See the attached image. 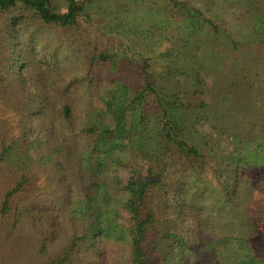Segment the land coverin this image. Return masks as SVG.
I'll use <instances>...</instances> for the list:
<instances>
[{
  "label": "rangeland",
  "instance_id": "1",
  "mask_svg": "<svg viewBox=\"0 0 264 264\" xmlns=\"http://www.w3.org/2000/svg\"><path fill=\"white\" fill-rule=\"evenodd\" d=\"M78 1L88 2V16L80 18V27L74 31L45 26L19 9L0 15V46L14 37L19 67L31 60L36 71L27 75V69H21L24 79L19 81L10 69L11 62L0 65V153L3 146L12 149L10 157L0 164L1 264H52L73 243L78 247L75 254L79 250L87 259L85 264L127 263L132 224L124 188L131 171L145 175L162 154L136 156L118 147L120 141L111 143L98 136L115 127V117L106 104L112 99V81L116 77L101 62L100 55L120 52L130 61L147 60L155 88L164 89L165 95H174L184 104V139L204 155L199 178L202 196L194 203L200 209L202 227L207 225L233 236L232 240L223 241L226 253L220 249L227 256H223L226 264H264V187L260 190L256 179L236 177L229 124L216 137L206 120H197L190 112L195 106L210 104L213 98L222 100L225 79L216 78L217 73L235 61L237 72L260 80L254 71L259 66L253 61V68L248 62L242 64L247 49L235 50V43L248 41L253 45L251 50L264 55V4L259 0L251 4L228 0L223 5L224 0H217V5L213 0H135L133 6L134 0ZM55 3L59 11H66L65 0ZM190 14L198 16L204 26L197 49L183 42V21ZM20 15L27 17L26 26L15 28L10 19ZM215 26L219 32L213 31ZM30 34L43 44L29 38ZM218 34L226 41L220 40L221 46L218 42L213 49L207 41ZM197 55L201 59L195 61L203 64L199 75L205 90L187 94L180 81L187 77L191 86L192 82L197 85V80L193 71L189 77L184 76L183 66ZM65 105L71 108V123L63 115ZM150 105L153 110L148 123L153 128L162 121L163 113L155 102ZM241 115L238 112L237 117L242 118ZM141 116L140 109L128 108L126 130L139 125ZM248 121L245 118L244 127ZM43 154L46 162L42 161ZM50 162V167L44 165ZM92 174L101 177L103 183L90 199L81 177ZM23 175L30 182L15 195L11 212L3 216L4 196ZM235 181L239 183L234 184ZM154 194L156 199L148 202L146 208L157 214L160 194ZM97 221L105 224L107 239L97 244L99 250L106 248L104 258H99V251H91L88 242L82 240L90 224ZM157 222L159 231L168 226H164V220ZM239 232L243 241L235 240Z\"/></svg>",
  "mask_w": 264,
  "mask_h": 264
},
{
  "label": "trees",
  "instance_id": "2",
  "mask_svg": "<svg viewBox=\"0 0 264 264\" xmlns=\"http://www.w3.org/2000/svg\"><path fill=\"white\" fill-rule=\"evenodd\" d=\"M246 1L251 4L257 0ZM65 2L66 11L61 12L56 8L55 0H0V15L19 9L22 13L36 17L45 26L52 25L67 31H74L80 27V18L88 16L86 13L88 2L78 0H65ZM213 2L214 5L218 4L217 0H213ZM226 2L228 0H224L221 4L223 5ZM230 2H233V0ZM259 2L261 5L264 4V0H259ZM135 5L136 1L134 0L133 6ZM128 10L127 8L126 12ZM26 20L25 15H20L11 18L10 23L17 28L21 25L26 26ZM183 23L185 29L183 42L194 45L196 49L199 48L201 45L200 31L204 29V26L200 24L198 16L190 14V16H186V20L184 17ZM213 28V31H218L216 26ZM29 33L26 32V34ZM33 36L30 34L29 38L37 39ZM221 37L223 35H214L207 41L209 46L215 49L218 42L221 46L220 40L226 41V38L222 39ZM13 40H15L14 37H9L0 46L2 59H0V65L11 62L10 69L15 71L20 81L24 79L23 75L21 76V69H27V75L36 71L33 70L34 65L31 60H26V65L19 67L20 59L16 58L17 47L13 45ZM39 42L43 44L42 41ZM250 46L253 45L248 41H240L238 44L235 43V50L240 47L242 50L247 49L241 59L242 64L248 62L252 66L250 61L257 64L255 66L259 67H255L254 71H256V76L260 77L261 81L251 80L250 76L241 74L240 71L237 72L238 65L235 61L228 68L226 67L224 71L217 73L216 78L224 76L225 79V86H222L221 89L223 91L221 94L222 100L217 101L213 98V102H210V104H200L191 108L190 112L197 116V120H206L216 137H219L222 128L229 124L230 128L227 132L233 146L231 155L233 156L232 162L235 163L236 177H239V180L242 176L250 181L256 179L261 184L259 189L263 190L264 55L251 50ZM233 50L231 52L235 51ZM125 56L121 52L114 55H100L101 62L106 64L108 70H111L113 76L116 77L112 81V99L106 104L108 112H111L115 117V127L112 130L101 132L98 136L105 137L111 143L120 141L118 147H123V150L129 151V153H136V156L147 158L157 153L162 154L161 160L158 159L159 161L155 167L148 168L145 175L131 171L130 180L124 188L123 196L127 200L126 207L132 224L131 242L126 254L128 255L126 264H226L223 257H227L225 254L226 248L223 241H230L233 236L230 233L226 234L225 231L218 232L217 229H211L207 225L202 227V222L199 219L201 212L198 205L194 203L198 197L202 196L201 189L203 185L199 178L204 155L200 153L195 145L189 144L188 140L184 139L185 133L182 120L184 104L180 103V100L174 95L169 97L165 95L164 89L158 90L155 88L147 60L138 63L128 60ZM249 56L252 60H249ZM197 59H201V56L197 55L186 67L183 66L185 71L187 69V73L184 71L183 75L189 77V74L193 71L195 72L194 78L197 80V85L192 82L191 86L187 77L182 81L179 80L181 88L185 89L187 94L191 92L198 94V90H205L203 78L199 75V72L203 70V64L195 61ZM125 76L128 78H125ZM173 77V82L178 80L175 75ZM189 88H193V91ZM153 102H155L156 108L162 110L163 117L162 121L157 124L158 127L154 125L155 127L151 128L148 123V118L151 117L148 116L153 110L150 105ZM128 108L140 109V113H142L140 124L130 131L126 130L124 123ZM122 110H125V112H122ZM187 110L189 111V109ZM238 112H242V118L237 117ZM232 114H235V116ZM63 115L71 123L72 111L69 105L63 107ZM245 118L249 120L246 127L243 126ZM89 132L95 134V131L91 129ZM126 140L127 144H125ZM11 150V148L3 146L0 153V164L7 157H10ZM93 150L97 152L96 147ZM147 154L149 155L146 156ZM42 158V161L46 162L47 157L45 154ZM112 158L114 159V155H112ZM48 160L51 161L49 158ZM51 164L50 162L44 165L49 166ZM56 168L57 166L54 167V169ZM81 180L86 184L84 186H86V193H88L90 199L94 190L97 191L103 183V179L95 174L85 179L81 177ZM29 182L30 179L23 175L16 187L5 194L1 206L3 216L11 212L12 200L17 193L24 190L25 184ZM238 183V181L234 182V184ZM154 192L157 193L156 196L160 194L161 203L157 214L152 210L147 211L146 208L148 202L156 199ZM160 220L165 221L166 225L164 226L168 225L165 230L159 231L157 221ZM105 233V224L97 221V223L90 224L89 232L82 238L83 241L86 240L83 243L88 242V248L91 251H99V258L102 255V258H104V254H106V248L102 247L99 250L97 245L107 239ZM239 233L235 240L243 241L241 232ZM75 248V243H73L52 264H85L87 259H84L85 257L82 256L79 250L75 254L78 247ZM222 248L225 251L223 254ZM242 262L245 263V260H242Z\"/></svg>",
  "mask_w": 264,
  "mask_h": 264
}]
</instances>
